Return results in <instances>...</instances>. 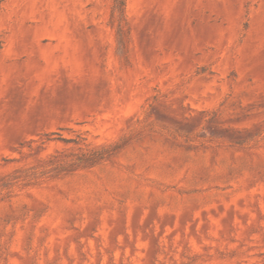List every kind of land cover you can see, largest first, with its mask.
<instances>
[{
    "label": "rangeland",
    "instance_id": "obj_1",
    "mask_svg": "<svg viewBox=\"0 0 264 264\" xmlns=\"http://www.w3.org/2000/svg\"><path fill=\"white\" fill-rule=\"evenodd\" d=\"M0 264H264V0H0Z\"/></svg>",
    "mask_w": 264,
    "mask_h": 264
},
{
    "label": "trees",
    "instance_id": "obj_2",
    "mask_svg": "<svg viewBox=\"0 0 264 264\" xmlns=\"http://www.w3.org/2000/svg\"><path fill=\"white\" fill-rule=\"evenodd\" d=\"M121 1V0H120Z\"/></svg>",
    "mask_w": 264,
    "mask_h": 264
}]
</instances>
